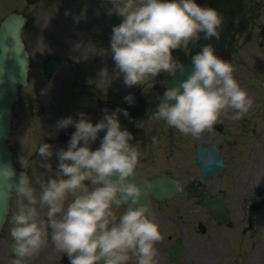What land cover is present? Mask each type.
<instances>
[{
    "label": "clouds",
    "instance_id": "1",
    "mask_svg": "<svg viewBox=\"0 0 264 264\" xmlns=\"http://www.w3.org/2000/svg\"><path fill=\"white\" fill-rule=\"evenodd\" d=\"M107 2L112 5L108 15L122 18L112 28L110 53L115 70L128 87L140 86L161 73L175 76L179 62L173 51L188 48L201 33L206 40L220 38L222 15L196 0ZM74 48L84 49L81 58L85 60L97 53L91 43H76ZM191 64L193 70L187 78L165 90L153 113L155 119L199 138L212 131L228 109L235 112L233 120L248 113L253 101L234 78L233 66L217 55L211 44L193 55ZM88 82L101 89L109 87L108 69L102 68L97 79ZM124 99L134 103L131 95ZM103 111V118L95 124L84 113H79L78 120L69 116L57 121L58 129L75 128L66 149L54 153L52 145H39L37 155L44 173L53 171L49 162L53 155L58 158L57 177L38 176L34 186L32 178L21 172L14 185L18 200L11 217L12 264H25L36 256L47 243L49 229L56 251L66 254L70 264H128L133 257L135 264H155V245L162 236L149 205L141 203L153 185L137 182L140 143H131L133 134L121 128L118 114L127 118L126 109ZM137 127H142V122ZM102 131L100 145L93 150L91 144ZM18 162L22 169L28 167L23 155ZM16 176L10 162L0 164V201L9 198L6 189ZM38 203L47 207L46 219L38 220ZM121 205L125 210L117 216L115 209Z\"/></svg>",
    "mask_w": 264,
    "mask_h": 264
},
{
    "label": "flooded vegetation",
    "instance_id": "2",
    "mask_svg": "<svg viewBox=\"0 0 264 264\" xmlns=\"http://www.w3.org/2000/svg\"><path fill=\"white\" fill-rule=\"evenodd\" d=\"M83 0H71V5L79 4ZM210 1V0H208ZM197 3H206V0H196ZM103 6L104 1L100 3ZM264 0H211L207 5L216 9L223 17V23L228 30L229 38L227 42V53H220L222 59L233 64V73L240 86L248 93L252 105L248 113L239 120L223 121L224 127L216 131L217 135L225 137L219 142L221 152L224 155L227 167H232L229 173V182L234 188V193L230 197L228 191L219 185L216 188H210L207 181L201 178L187 180V173L182 168L188 163L190 157H193L191 145L183 142L184 138L177 129L169 127L163 120H157L153 116L156 111V105L160 102L164 94L163 81L169 76L168 73H161L155 79L140 86L128 87L123 83L122 93L119 95V101L111 98V89L109 87L98 88L95 83L89 84V80L95 81L97 73L102 68H107L110 74L109 48L105 45V40L101 43L97 41V53L89 55L88 59H82V54L74 51L72 57L67 54L60 55L63 63H67L70 68L59 67L54 74L55 78H47L44 74V80L41 83L56 86L57 93H62L61 89L66 88L67 84L76 87L73 92L74 99L81 96H91L107 103L100 111L104 115V109L109 112L117 108L126 109L129 116L126 118L122 113L118 114L122 130L127 128L134 137L131 143H140V156L135 169V175L143 180L151 181L162 173L168 176L178 178L182 183V190L171 198L158 200L152 192L148 193L150 212L155 215L156 223L159 225V231L162 239L156 243L155 248L157 256L155 264H185L189 261L192 264H202L204 254L202 253V240L199 236H204L209 232L206 223L207 211L204 206L199 204L202 195L211 190L214 194L225 190V204L230 208L231 214L238 216H248V227L242 229L244 234L254 231L257 227V217L264 214V46L261 44V38L264 32V19H252L256 6H263ZM84 9V8H83ZM84 12L81 10L80 13ZM62 13L63 10H62ZM86 17L90 18L92 10H85ZM94 19H56L53 22H46V28L52 24L55 26L57 37L61 39H71L70 30L73 31L74 38L78 40L84 35L89 39L93 38V33L88 31L90 25H93ZM103 26V25H102ZM51 28V27H50ZM87 28H89L87 30ZM92 28V27H91ZM52 30V28H51ZM51 33V32H50ZM107 33L103 28L98 31V35L105 36ZM47 40V37H44ZM68 45L72 43L67 41ZM76 44V43H75ZM89 44V42L87 43ZM83 51L84 49L81 48ZM200 49L194 44H189L186 49H177L173 51V56L179 62L177 70L185 63H191V57L198 53ZM40 54V53H39ZM44 61V60H43ZM89 65L90 69L85 70L81 77L79 67L82 63ZM94 66H97L94 68ZM44 64L42 62V70ZM131 95L134 103L129 104L125 97ZM22 107V106H21ZM23 111L24 108L22 107ZM40 110L41 107L38 106ZM42 116L45 112H42ZM24 114L21 112L19 117ZM93 115V113H92ZM87 116V115H86ZM74 120H78L79 114H71ZM88 118V117H87ZM93 124L99 121L89 119ZM142 122V127H137V123ZM52 117H46L43 120L41 128H15L10 142V148L13 151L15 165L22 169L18 157L23 155L29 161L28 167L23 170L29 173L33 180L38 176L44 175L45 178L58 176L57 169L58 158L53 155L49 161L52 165V172L44 173L40 167V157L37 155L39 145L47 140H52V150L55 153L60 148H67L68 141L75 131L74 126L67 129H58L53 124ZM62 131L69 133L62 140H58ZM105 132H101L95 142L91 144L93 150L100 145ZM155 138V142L153 140ZM233 146V148H232ZM229 149V150H228ZM234 151L232 155H230ZM233 167L235 168L233 170ZM87 183V182H86ZM215 186L217 184L212 183ZM37 198L39 191L37 190ZM71 198V197H69ZM144 198V197H142ZM18 197L14 193L10 199V210L4 225V233L0 243V264H12L14 257L11 251L12 238L10 236L11 217L17 211ZM193 200V204H189ZM38 220L46 219L47 207L36 205ZM127 207V204H125ZM195 210V216H199L196 225L188 224L184 219L185 211ZM125 210L121 205L115 209L117 216ZM205 220V223H204ZM199 225H203L205 231L199 232ZM191 232H194L192 235ZM49 237L46 245L41 248L39 253L27 260L25 264H70L66 254L57 252L51 241V229L48 230ZM177 247L181 249L179 260L176 256L172 258L168 252L170 248ZM191 257V258H190ZM201 259V261H199ZM194 260V261H193ZM128 264H135V258L130 259Z\"/></svg>",
    "mask_w": 264,
    "mask_h": 264
},
{
    "label": "rangeland",
    "instance_id": "3",
    "mask_svg": "<svg viewBox=\"0 0 264 264\" xmlns=\"http://www.w3.org/2000/svg\"><path fill=\"white\" fill-rule=\"evenodd\" d=\"M60 0H42L36 5L27 6L24 2V0H0V21L2 18L10 11L12 10H18L23 11L29 16V22L27 26L24 29V36L27 40V46L28 49L33 57V73H31V85L29 88H27L24 91V94L26 96L25 107L22 106L25 109V112L32 113L33 109H31V106H29L30 100L28 96H32L37 101H41L44 105L50 106L52 105H58L60 106L62 102L65 100L66 95L64 93L65 89H61L63 91L62 93H58V95L55 97L52 94H49L45 97V93L43 92L44 87H42L41 82H39L40 78V66L38 64L39 57L44 54H55L60 51V46L58 45L57 36L55 34V29H47L45 27L46 22L55 21L56 19H73L76 14L71 12V6L68 5L66 9H64V14H60ZM110 7L112 5L110 4ZM75 11H77V8H75ZM74 15V16H73ZM114 16H117L116 14L111 15V20ZM70 17V18H69ZM253 19H264V6L262 8H258L255 11V16ZM46 31H52L54 34L51 36H47V46L44 48V40L40 36H44L46 34ZM112 33V30H111ZM63 47L66 53H69L74 50L71 45L67 44V41L70 39H61ZM46 42V41H45ZM73 41L71 40V43ZM72 49V50H71ZM41 55H40V54ZM83 65V64H82ZM84 66V65H83ZM84 68V67H82ZM110 75H111V89L114 91V93H118L123 84V76L122 74L118 73V70H115V62L112 59V56L110 54ZM81 77V76H79ZM71 91V100L74 98L72 95L73 89ZM50 91L54 90L53 87L49 88ZM70 90V89H69ZM113 98V95H112ZM95 97L89 101V99H83L84 104L82 107L86 106L88 104V107L93 108L96 110L97 104H95ZM116 99L119 100V96H116ZM27 100V101H26ZM54 100V102H53ZM69 100V98H68ZM97 100V99H96ZM79 103V104H80ZM80 104V106H81ZM39 105V104H37ZM67 105V103H66ZM64 106L65 109H60V112L58 113L56 108L51 109L52 113H54L56 121L60 120L61 118H66L68 115H70L71 109L68 110V108ZM71 104L69 105L70 108ZM19 111V110H18ZM36 111V110H35ZM232 111L227 110V113L221 114V117L229 118ZM20 113V111H19ZM21 114V113H20ZM19 114H17V117ZM23 116V115H22ZM21 116V121H24ZM34 120L28 121L29 126H42L41 122L38 120L39 118L34 117ZM159 121V120H158ZM184 138L183 142L187 145L193 146L199 141L209 143L211 138L216 137L218 141H223L225 137L217 135L216 133H210V132H203L199 138L193 137L191 135H184L182 136ZM233 148V146H232ZM193 150L194 148L191 147ZM229 150V149H228ZM234 151L230 155H232ZM194 163V160L190 157V160L188 163L182 168L187 173L186 175V181L192 180L193 178L198 177V173L196 172L197 169ZM235 169V168H234ZM228 174H226L224 177H227ZM222 177H219L217 179H214L213 181L209 182L210 188H216L219 185H228L231 186L232 184L229 182L228 179L224 180ZM217 184L215 186L214 184ZM194 211L187 212L185 211V217L184 219L187 221L188 224L196 225L197 218L199 216H195ZM239 221V222H238ZM206 222L211 227V237L205 236L199 238H202L199 242L202 245V253L204 254V258L202 259V264H264V214L260 215L257 221V227L255 231H252L251 234H253L252 239H248V237H237V234H235V229H237V225H240L242 222H245V220L242 219L241 216L235 215L233 217V224L231 227L225 228L223 227L221 229H215L217 228V225L215 222L211 221L209 216L207 215ZM192 235L194 232H191ZM191 258V257H190ZM190 261V259H189ZM189 261L185 264H192ZM194 261V260H193ZM201 261V259H199Z\"/></svg>",
    "mask_w": 264,
    "mask_h": 264
},
{
    "label": "water",
    "instance_id": "4",
    "mask_svg": "<svg viewBox=\"0 0 264 264\" xmlns=\"http://www.w3.org/2000/svg\"><path fill=\"white\" fill-rule=\"evenodd\" d=\"M27 1L32 3L37 0ZM25 22L26 18L22 14L13 12L8 14L0 25V164L11 163L10 154L5 146V138L10 124L11 108L18 99V84H26L29 70V56L21 38V27ZM199 41L202 47L207 44L214 47V44L206 39L200 38ZM186 78V73L182 72L175 79L168 82V86L173 87ZM197 153V159L200 162L204 176L213 175L224 167L215 145L205 148L200 144ZM160 180H158V185L161 183ZM13 183L15 181H12L11 186L14 185ZM6 190H9V188ZM169 194L167 191L159 192V196ZM216 202L208 204L214 217L222 222L227 221L228 215L220 211V208L218 209L219 206ZM5 211L6 200L0 201V230Z\"/></svg>",
    "mask_w": 264,
    "mask_h": 264
}]
</instances>
